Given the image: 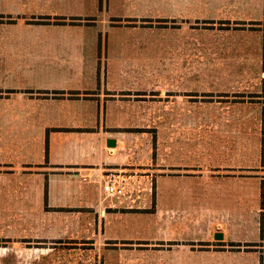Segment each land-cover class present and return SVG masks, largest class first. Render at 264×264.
Wrapping results in <instances>:
<instances>
[{
  "label": "crops",
  "instance_id": "crops-1",
  "mask_svg": "<svg viewBox=\"0 0 264 264\" xmlns=\"http://www.w3.org/2000/svg\"><path fill=\"white\" fill-rule=\"evenodd\" d=\"M261 14L264 0H0V255H47L54 264L57 255L67 264L75 250L90 264H264L263 252L229 250L254 240L248 234L262 224L236 217L224 197L247 192L242 179L215 175L247 170L246 159L207 160L205 171L193 144L183 151L169 141L179 125L169 115L197 109L184 104L195 94L182 85L198 75L167 68L194 64L198 24ZM110 177L123 196L105 195ZM201 193L219 194L203 219L192 215ZM152 206L159 218L137 217Z\"/></svg>",
  "mask_w": 264,
  "mask_h": 264
},
{
  "label": "rangeland",
  "instance_id": "rangeland-1",
  "mask_svg": "<svg viewBox=\"0 0 264 264\" xmlns=\"http://www.w3.org/2000/svg\"><path fill=\"white\" fill-rule=\"evenodd\" d=\"M167 25L173 26L170 22ZM198 25L200 41L198 50L193 51L194 64L167 67L168 73L171 74L198 75V82L182 85L185 90L192 91L183 94H195L193 98L184 97V104L197 109L194 113L169 115L168 121L171 120L172 123L176 121L179 124L169 127V141H178L181 144L180 150L183 151H190L186 149L193 144L194 157L200 162V169L203 166L202 170L205 171L208 170L207 160L238 164L241 162L240 158L246 159L249 165L247 170L237 167L227 172H217L215 175L217 179L231 176L232 185L239 184L234 182L235 179H242L244 182L242 185L247 186V192L230 193L224 197L229 199L233 206V213H239L236 217H246L249 221L261 220L262 225L258 235L248 234L254 240L230 243L228 248L258 250L264 253V158L261 164L258 162L261 148L264 154V14L259 15L257 20L249 18L240 22L226 21ZM156 72H159V66L153 67V73ZM180 92H183L182 88ZM153 118L157 119V123L154 124L152 135L157 139L161 118L160 115H154ZM172 148L169 146V152ZM158 151L157 146L155 157H158ZM156 164V161L153 162L154 168L157 167ZM206 179L201 177L200 183L206 184ZM200 183L199 185L202 186ZM259 185L263 187L260 193L256 192V187ZM213 196L217 199L219 194H199V210L192 215L200 219L208 217L209 213L204 208L208 205V198ZM216 202L223 203L224 200H216ZM156 204L157 200H155ZM135 212L138 213L137 217L143 215L147 218H159L160 216L159 209L155 206ZM155 233L158 232L152 231V234ZM3 245L0 241V247ZM24 245L28 246L27 243ZM29 246H33V243ZM71 253L67 264L92 262V259L88 258L89 254L76 255L75 250H71ZM1 255L0 264H54V257L50 259L47 255L35 258L26 255L15 256L14 250ZM55 264H61L57 255Z\"/></svg>",
  "mask_w": 264,
  "mask_h": 264
},
{
  "label": "built area",
  "instance_id": "built-area-1",
  "mask_svg": "<svg viewBox=\"0 0 264 264\" xmlns=\"http://www.w3.org/2000/svg\"><path fill=\"white\" fill-rule=\"evenodd\" d=\"M103 191L109 197H121L125 194L124 187L115 177H110L103 184Z\"/></svg>",
  "mask_w": 264,
  "mask_h": 264
},
{
  "label": "water",
  "instance_id": "water-1",
  "mask_svg": "<svg viewBox=\"0 0 264 264\" xmlns=\"http://www.w3.org/2000/svg\"><path fill=\"white\" fill-rule=\"evenodd\" d=\"M113 144V141H108V144ZM215 237L217 238V239H221L222 238V235H221V233H217L216 235H215Z\"/></svg>",
  "mask_w": 264,
  "mask_h": 264
}]
</instances>
